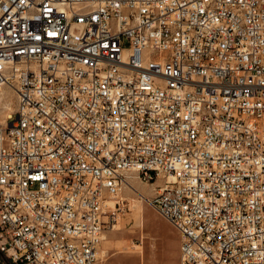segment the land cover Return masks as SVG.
<instances>
[{"label": "built area", "instance_id": "1", "mask_svg": "<svg viewBox=\"0 0 264 264\" xmlns=\"http://www.w3.org/2000/svg\"><path fill=\"white\" fill-rule=\"evenodd\" d=\"M0 249L102 264L126 172L178 264H264V0H0Z\"/></svg>", "mask_w": 264, "mask_h": 264}, {"label": "rangeland", "instance_id": "2", "mask_svg": "<svg viewBox=\"0 0 264 264\" xmlns=\"http://www.w3.org/2000/svg\"><path fill=\"white\" fill-rule=\"evenodd\" d=\"M3 91H7V96H1ZM15 107L14 90L2 86L0 126L6 125V119ZM162 180L147 181L135 171L126 172L128 185H124L117 196L123 204L115 220L106 225L100 242L102 264H178V231L145 199L155 194L156 186Z\"/></svg>", "mask_w": 264, "mask_h": 264}, {"label": "trees", "instance_id": "3", "mask_svg": "<svg viewBox=\"0 0 264 264\" xmlns=\"http://www.w3.org/2000/svg\"><path fill=\"white\" fill-rule=\"evenodd\" d=\"M0 264H18L12 261V259L0 249Z\"/></svg>", "mask_w": 264, "mask_h": 264}, {"label": "bare ground", "instance_id": "4", "mask_svg": "<svg viewBox=\"0 0 264 264\" xmlns=\"http://www.w3.org/2000/svg\"><path fill=\"white\" fill-rule=\"evenodd\" d=\"M1 87H2V86H1ZM1 87H0V88H1ZM11 88H12V87H11ZM12 90H13V88H12ZM1 94H2L1 96L5 97V96H7V91H3V92H1ZM9 116H10V114H9ZM9 116H8V117H9ZM159 178H160V177H159ZM161 179H162V178H161ZM126 185H128L127 182H126ZM120 194H121V193H120ZM141 197H144V196L141 195ZM103 238H104V234H103Z\"/></svg>", "mask_w": 264, "mask_h": 264}, {"label": "crops", "instance_id": "5", "mask_svg": "<svg viewBox=\"0 0 264 264\" xmlns=\"http://www.w3.org/2000/svg\"><path fill=\"white\" fill-rule=\"evenodd\" d=\"M157 185H159V184H157ZM178 241V240H177ZM180 239H179V241H178V243H177V253H179L180 252ZM179 255V254H178ZM178 259H179V257H178Z\"/></svg>", "mask_w": 264, "mask_h": 264}]
</instances>
